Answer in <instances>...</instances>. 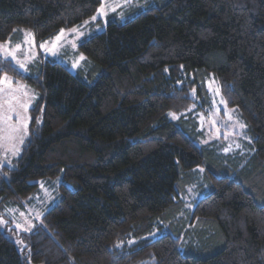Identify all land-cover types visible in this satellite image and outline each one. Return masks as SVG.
<instances>
[{"label":"trees","instance_id":"1","mask_svg":"<svg viewBox=\"0 0 264 264\" xmlns=\"http://www.w3.org/2000/svg\"><path fill=\"white\" fill-rule=\"evenodd\" d=\"M99 6L0 0V42L14 29L43 42ZM144 6L79 45L89 81L52 61L32 76L0 61V77L38 93L27 143L0 167V218L38 198L39 182L60 180L30 231L0 226V264H264V0ZM210 76L246 126L245 157L197 144ZM201 168L208 191L191 210L186 191Z\"/></svg>","mask_w":264,"mask_h":264},{"label":"rangeland","instance_id":"2","mask_svg":"<svg viewBox=\"0 0 264 264\" xmlns=\"http://www.w3.org/2000/svg\"><path fill=\"white\" fill-rule=\"evenodd\" d=\"M148 1L100 0V6L92 16L76 26L63 29L62 35L59 31L57 35H61L60 40H56L57 35H55L43 42H36L30 30L15 31L12 39L0 42V45L4 46L0 48V61H9L24 76L36 75V67L39 64L52 61L74 75L82 73L84 80L89 81L88 75L92 62L79 51V45L93 35L102 33L114 16L120 22H124L133 15L126 11L129 7H138L143 10L144 4ZM98 9L102 11L98 12ZM93 17L96 18L93 19ZM73 29L75 31H72ZM28 33L31 35L29 36ZM42 44L44 47H41ZM10 51L14 52L15 59L9 55ZM18 62L24 63L26 67L21 69ZM5 76L8 77V82H0V167L10 165L27 143L31 121L30 109L38 98L36 90L24 81L9 74H3L0 80ZM206 84L211 108L207 113L196 115L198 132L201 134L197 144L207 146L214 143L215 153L222 157H245L251 154L247 150V145L251 143V140L246 134L245 124L235 111L226 108L212 76L208 78ZM199 171L200 177L186 191L187 203L185 205L189 209L193 208L191 205L194 201L202 198L208 191L207 185L201 178L204 169L201 168ZM59 184V179L49 184L39 182L40 196L32 198L31 203L20 201V206L16 205L6 209L1 214L3 217L0 218V226L10 224L8 227L13 228L17 234L30 231L39 222L43 212L57 202ZM159 234L160 232L157 231L153 237ZM9 236L18 250L22 249L17 237L14 234H9Z\"/></svg>","mask_w":264,"mask_h":264},{"label":"snow or ice","instance_id":"3","mask_svg":"<svg viewBox=\"0 0 264 264\" xmlns=\"http://www.w3.org/2000/svg\"><path fill=\"white\" fill-rule=\"evenodd\" d=\"M103 7V6H102ZM102 11V9H98V12H101ZM96 17H93V19H95ZM85 23H87V22H85ZM13 31H16L15 29L13 30ZM72 31H75L74 29L72 30ZM63 32H64V30L63 29H61V35L63 34ZM28 35L30 36L31 35V33H28ZM61 35H57L56 36V40H60L61 39ZM47 42H45V44H46ZM2 47H4L3 45H0V48H2ZM17 47H19V45L17 46ZM41 47H44V44H42L41 45ZM9 55H12V57H13V59H15V55H14V52H9ZM19 63V67L21 68V69H24L26 66H25V64L24 63H20V62H18ZM73 66H75V65H73ZM0 82H8V77L7 76H5V77H3L2 78V80H0ZM17 227H19V225H17Z\"/></svg>","mask_w":264,"mask_h":264}]
</instances>
